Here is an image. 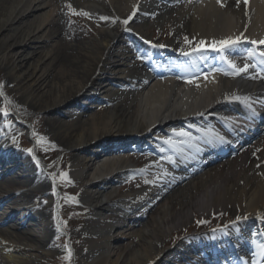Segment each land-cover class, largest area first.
Listing matches in <instances>:
<instances>
[{
	"label": "bare ground",
	"instance_id": "obj_1",
	"mask_svg": "<svg viewBox=\"0 0 264 264\" xmlns=\"http://www.w3.org/2000/svg\"><path fill=\"white\" fill-rule=\"evenodd\" d=\"M221 3L0 0V71L5 73L0 78V105L8 100L22 121L20 127L31 135L30 112L49 111L52 116L53 108L73 98L83 100L87 92L95 95L103 90L98 103L111 106L84 123L77 116L76 123L68 126L57 124L56 117L48 120L55 143L70 150L65 160L75 177L72 183L83 188L79 204L88 209L90 218L82 228L86 238L81 253L95 264L179 262L188 252L206 253L202 259L194 256L192 264H215L213 257L224 254L231 257L225 264H255L264 254V137L236 159L194 178L214 155L239 150L248 134L264 125V57L260 55L264 44L251 43L264 40V0ZM50 6L53 19L39 23ZM80 18L91 21L94 29ZM153 18L156 22L150 25L147 20ZM126 19L129 22L124 24ZM168 23L175 29V41L151 46L150 33ZM185 36L191 39L182 40ZM236 37L240 41L235 47L215 50L219 42ZM125 41L133 46L125 48ZM52 42L53 54L38 57ZM140 48L153 51L147 70L132 60V53ZM190 50L187 56H173ZM225 56L241 68L246 59L247 71L234 74ZM46 59V67L38 70ZM155 60H160L163 70L152 65ZM49 76L53 81H48ZM180 131L188 135L174 134ZM16 134L11 123L5 128L1 120L0 210L15 207L6 220H0V226L8 225V230H0V264H40L48 255L28 259L26 254L34 250L28 244L48 251L56 248L53 243L61 230L68 233L62 221L57 228L51 211L61 202L60 194L52 195L49 185V177L56 183L57 165L38 169L33 160L16 151ZM191 141L192 148L185 149ZM136 150H144L141 166L153 154L164 161L170 172L164 181L168 190L153 188L135 194L115 190L120 180L136 172L131 160ZM156 167L149 162L139 170ZM14 176L18 182L12 181ZM15 186L39 190L15 193ZM166 192L169 196L146 223L135 221L141 210ZM46 194L52 200L50 208L44 206ZM220 213L233 214L235 226L168 248L177 230L187 227L196 214ZM138 223L141 229L135 231ZM252 228L258 230L256 248L245 238ZM124 239L128 242L123 247L117 245ZM230 240L238 244L232 247Z\"/></svg>",
	"mask_w": 264,
	"mask_h": 264
},
{
	"label": "rangeland",
	"instance_id": "obj_2",
	"mask_svg": "<svg viewBox=\"0 0 264 264\" xmlns=\"http://www.w3.org/2000/svg\"><path fill=\"white\" fill-rule=\"evenodd\" d=\"M71 6V5H70ZM73 9L74 6H71ZM64 15H67V12L65 10ZM54 16V8L50 6L46 10H44V17L39 21H47L49 22L51 19H53ZM81 19V18H80ZM150 25H154L156 22V19H148L147 20ZM82 24L87 25L90 27V29H94L93 23L87 19H81ZM2 34V33H1ZM0 34V35H1ZM175 29L171 25V23H168L166 28H156L154 32L150 33V37L152 38L150 43L151 45L159 44L162 42H171L175 41ZM6 35V33H5ZM182 40H186L185 38L191 39V37H182ZM181 38L178 39V42ZM132 42L125 41L124 47L131 48ZM148 44V45H149ZM146 45V44H145ZM55 48V42H52L42 48L40 51L44 52L43 55H37L38 57L41 56L43 58L46 54H53L52 51ZM18 48H16V51ZM149 55L150 50L139 49V52L132 53L133 56V63L138 65L139 67H144L145 63L148 62L149 58L144 57L143 55ZM176 54H178L176 52ZM179 55V54H178ZM36 56V57H37ZM50 56V55H49ZM142 57V58H141ZM48 63V59L42 61L41 64L38 65V70L44 69ZM247 63H244V65ZM26 70V69H25ZM24 70V71H25ZM33 69H31L32 72ZM38 72V71H37ZM36 72V73H37ZM38 74V73H37ZM5 73L3 70L0 71V78H4ZM48 81H53V77L49 76ZM1 83V82H0ZM29 82L26 84L28 86ZM16 89V88H15ZM19 89V88H18ZM17 89V90H18ZM104 91L100 89L98 93L95 95L87 92L86 98L83 100L80 98H73L67 101L65 105H62L58 109L53 108L51 111L53 112V115L48 116L49 111H42L37 110L36 112L32 111L30 112L31 117L27 119V123L32 126L33 132L30 135V132L27 130H24L22 127L19 126V124L22 122L20 119L16 118V113L8 102L7 99L2 100L1 103V111H0V122L1 120L4 121L5 128L10 127V123L12 126V129L14 131L18 132V135L16 134V137L14 138V145L16 148V151L24 156H26L29 160H33L35 165L38 166V169H43L44 166H52L57 165L56 167V183L52 180L51 177H49V181L52 188V195L60 194L61 202L58 205L54 204L52 206V216H53V222H55L57 228L61 227L59 224L62 221L64 225L66 226V229L68 230V233L65 230H61L59 234H57V237L54 240V245L56 246L55 249H49L48 251L39 250V248L35 247L36 245L28 244V246L32 247L34 250L30 251L28 254H26L28 259H31L32 261H35L36 256H47L49 259H41L40 264H95L93 261L88 260L86 256L82 255L81 249L84 244V240L86 236L83 235V225L85 223L89 222L90 213L88 209L84 208L79 204V199L81 197L83 188L81 186H77L76 184L72 183L75 181V177L73 176L71 170H70V163L65 160V156L69 154L70 150H63L57 143H55L57 140V137L51 134V127L48 126V120H50L53 117L57 118V124H64V125H72L75 122L76 118L78 117L81 119V122L84 123L87 120H90L93 118V116H97L105 111V109H109L111 106L105 105L104 103L99 104V100H103ZM101 107V109H99ZM56 111V112H55ZM6 113V114H5ZM41 116H45V118L41 119ZM264 121V120H263ZM261 123V122H259ZM21 134V135H19ZM264 137V125L262 127H258L257 130H255L252 133H249L246 139L240 143L241 147L239 150L236 151V149L232 148L229 151L224 150L222 152L217 153L214 155V158L212 162L209 164H206L203 170H200L197 172L194 176V178L198 177L199 175L205 174L209 172V170H212L223 163H225L229 159H236L242 151L246 150L247 148L252 147L256 143H259V141ZM31 149L32 151L29 152L28 150ZM144 150H137L135 152V158L131 159L133 164L136 166V172L132 175H129L127 177H124L118 185L115 186V190L120 193H137L138 191L140 193H143L149 189H162V190H168L167 187H165V180L168 179L170 172L168 171V168L166 164L162 163L160 160H158L155 155H152L151 157L147 158L144 162V164L141 166L138 162L141 158L142 152ZM151 150H147L146 153H148ZM149 162L155 163L157 165L156 169L150 170V171H140L143 166H146ZM140 169V170H139ZM66 173V178L62 177L60 174ZM193 175V174H192ZM12 181L18 182L17 176H14ZM163 186V188H161ZM8 190H12L11 186H6ZM179 187V186H177ZM175 189V188H173ZM14 190V189H13ZM29 190L36 191L39 190L37 187L34 188H21L15 186V193L16 192H29ZM171 191V190H170ZM172 192V191H171ZM170 192H166L161 199L158 201H155V203H152L150 206H147L144 208V210H141V214L136 218V222L139 223H146L150 216H153L156 209L160 208V206L164 203L166 196L168 197ZM50 195L46 194V206L47 208L51 207V197ZM44 197V196H43ZM39 201V199H38ZM5 206L2 210H0V220L7 219V216H9L12 212V208L15 206ZM180 212V209L177 211ZM62 216H64V219ZM237 220L234 218L233 214L231 213L224 215L223 213L215 214L212 216V214L209 215H202V214H196V219L191 221L190 224L187 225L184 229L179 228L177 230V235L172 238L168 242V248H175L180 242L195 237L197 235H200L207 231H219L222 229H225L229 226L235 225ZM138 225L135 227V231H140L141 226ZM220 224V225H218ZM8 225L0 226V230H8ZM128 240L124 239L120 242H117V245L124 246L125 243H127ZM179 262L176 261H168V262H162V264H178Z\"/></svg>",
	"mask_w": 264,
	"mask_h": 264
},
{
	"label": "snow or ice",
	"instance_id": "obj_3",
	"mask_svg": "<svg viewBox=\"0 0 264 264\" xmlns=\"http://www.w3.org/2000/svg\"><path fill=\"white\" fill-rule=\"evenodd\" d=\"M217 2H218V3H221V0H217ZM239 2H240V0H238V3H239ZM243 2H244L245 4H247V0H243ZM221 6H223L222 3H221ZM69 7H71V6L69 5ZM73 11H75V10H73ZM83 15H88V14H87V13H83ZM133 15H135V13H133ZM101 19H103V20H107L108 18H107V17H101ZM129 19H131V17H129ZM128 22H129V20H127V19L123 21L124 24H127ZM185 39H187V38H185ZM239 41H240V37H236L235 39L228 38V39L225 40V41H221V42H219V43H220V47L217 48V49H215V50L223 52V51H225V50L228 49V48L235 47L237 44H239ZM201 43H203V42H201ZM251 43H253V44H256V43L264 44V40L259 41V42H257V41H252ZM160 47H163V45H161ZM185 55H187V53H185ZM260 55H261V57H264V52H261ZM225 60H226L227 63H228L233 69H234V74H239V73L242 72V71H245V72H246L247 69H248V67H249V65H247V64H245L242 68H241V67H238V66H237L236 64H234L231 60L227 59L226 56H225ZM235 99L239 100L240 98H239V97H235ZM5 114H6V113H5ZM174 134H175V135H179V136H187V135H188V133H185V132H183V131H180V132H178V133H174ZM166 143L171 144L172 141H171V140H168V141H166ZM28 151L31 152L32 150L29 149ZM60 175H61L62 177H64V178H66V176H67L66 173H61ZM55 178H56V174L54 173V174H53V179L55 180Z\"/></svg>",
	"mask_w": 264,
	"mask_h": 264
}]
</instances>
